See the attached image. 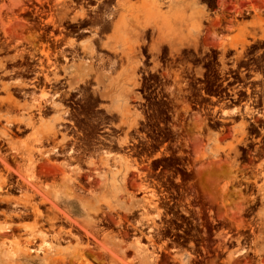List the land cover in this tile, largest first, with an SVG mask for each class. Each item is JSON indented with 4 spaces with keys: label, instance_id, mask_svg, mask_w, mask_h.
<instances>
[{
    "label": "rangeland",
    "instance_id": "1",
    "mask_svg": "<svg viewBox=\"0 0 264 264\" xmlns=\"http://www.w3.org/2000/svg\"><path fill=\"white\" fill-rule=\"evenodd\" d=\"M117 2L125 6H117ZM159 2L0 0V86L1 82L11 83L10 94L21 105L34 99L42 102L55 98L76 119H72L76 127L72 131L80 133L77 136L82 143L97 145L99 135L129 137L124 150L114 147L111 154H124L136 162L138 169L129 172L125 180L121 174L112 178L107 173L105 184L96 178L89 187L63 182L64 173L50 172L55 176L52 179L49 172L41 173L40 168L32 171L34 182L46 192L58 188L76 196V204L60 207L81 224L90 219L99 235L92 248L79 252L72 249V244H68L69 248L65 241L54 245L48 238L46 249L57 246L62 252L44 262L15 256L24 232L33 224L32 220H17L22 228L0 241L4 246L0 264H264V0H173L172 4L161 0L157 13L152 5ZM109 10L115 21L123 14L128 28L121 24V31L100 33L101 17ZM145 23L158 26V30L153 32V42L151 29L147 28L145 44L135 55L141 56V65L136 68L134 79H130L126 69L132 63L122 52L138 49L134 47L135 31ZM157 35L162 39L159 49L149 50L158 41ZM100 40L117 53L100 50ZM168 41L172 42V49ZM89 43L96 47V53H107L114 61L104 67V78L99 83L93 72L97 67L94 59L90 77L83 80L80 76L82 69L77 58L84 55L82 49L90 48ZM45 52L51 64L54 61L58 65L56 70L47 63ZM205 57L211 58L209 77ZM193 62H202L196 69L198 84L202 83L197 89L212 97L211 107L203 104L196 112H190L185 98L173 102L178 99L174 92L170 100L184 112L180 113L179 122L175 117L164 118V123L179 127L178 144L174 136H166L149 149H138L144 138V118L138 106L144 73L154 75L160 68L166 72L183 70L184 64ZM53 72L63 84L55 85L45 79V73L52 78ZM34 76L38 82L29 81ZM208 78L210 90L206 87ZM243 88H247V94ZM3 91L0 87L2 97L6 95ZM100 92L104 94L101 96ZM201 102L204 99L198 103ZM20 108L8 113L5 106L0 107V138L2 129L10 130L6 135L10 137L9 144L0 139V156L23 163L25 160L16 153L26 156L24 144L41 146L34 143L33 136L40 123L55 111L48 106L41 114L31 110L34 127L16 123L8 126L4 114L27 116ZM124 111L129 114L127 122L136 119L135 126H109L110 134L99 132L101 129L93 132L92 128L98 126L94 119L101 115L107 119L110 113L117 116ZM112 122L117 124L119 120ZM88 125L91 126L87 128ZM176 164L185 165L187 170L176 169ZM69 166L67 174L75 173L78 167L93 169L83 159L70 161ZM158 167L163 172H149V168ZM46 172L50 176L44 179ZM159 174L176 180L160 181ZM142 185L148 188L143 190Z\"/></svg>",
    "mask_w": 264,
    "mask_h": 264
},
{
    "label": "bare ground",
    "instance_id": "2",
    "mask_svg": "<svg viewBox=\"0 0 264 264\" xmlns=\"http://www.w3.org/2000/svg\"><path fill=\"white\" fill-rule=\"evenodd\" d=\"M124 1H127V0H124ZM166 1H169V3L171 4L173 3V0H166ZM160 2L155 5H152L153 9L158 11L157 13H160V10H161ZM116 4L117 6H125V4L123 5L118 2ZM159 7H160V10H159ZM112 12H110L109 10V13L106 12V14L103 17H101L102 19L100 21H102V24L100 25V27H98L99 28L98 30H100L99 31L100 33L105 34L108 31H111V32H114L117 30L121 31L122 30L121 24L125 26V29L128 28L123 20L124 15L123 14L121 15L119 12L121 18L118 19L119 18V15H118V18L115 21V18L113 17L114 13ZM84 15L85 13L82 12V16ZM147 28L151 29V32L149 33V35H150L151 40L154 42L155 39H153V32L154 30H158V26H155L154 24L148 25L147 23H145L141 25V27L139 28L140 30L135 31L136 45L134 47L138 49H127V51L122 52L127 62L132 63V66L126 69L127 72H129L130 79L131 78L134 79L135 70L136 68H138V66L141 65V56L139 58H136L135 55L136 53H140L139 48L145 44L144 36L146 35ZM157 39L158 41H156V43L154 44H151L149 50L159 49L158 43L161 42L162 39L159 37V35H157ZM166 43L171 49L173 48L171 41H168ZM89 44H90L89 49L81 48L83 50L84 55L81 56L78 54L81 57L80 58L76 57L78 60L77 63L79 67L82 69L80 76L82 77V79L83 78L86 79L90 77L91 69L95 68V67H92V65L94 64H91V63H94L92 62V60L94 59L95 64H96L95 66L97 67L95 68L96 71H93L95 75L93 73L92 74L95 76L97 83H99L101 82L100 80L104 78V72H102V70H104V67L107 65V63L109 65L110 62L114 63V61H110V58L107 56L108 55L107 53L106 54H103L100 52L96 53L95 52L96 50L94 49L96 47L94 46L93 48L91 46V43ZM97 45H99L100 48H102V49L99 48L100 50H103L105 52L111 51V49H107L108 48L107 44L101 42V40L99 41V44ZM111 52L117 53L114 49ZM60 54L62 55V53ZM44 55L47 59V63L51 64V62L49 61L48 53L45 52ZM65 55L66 53L63 56ZM84 56L87 57L88 59L87 58L83 59ZM65 57H63L64 60H65ZM133 58L134 60H132ZM42 61H39V63L41 64ZM53 62L50 65V67L53 68V70H56L58 65ZM55 65H57V67ZM55 72L52 73L53 74L52 78H48V76L45 73V79L47 78L49 83L51 82L55 85L63 84L62 83L63 81L59 82L60 77L56 74L57 72L56 73ZM83 82L84 81H82V83ZM9 84L11 83L7 84L4 82H1L0 87L2 90L5 91L6 95L4 97L0 96V107L3 108V106H5V109H7V111L12 108L21 107L27 116L24 117L22 115L21 117H11L8 114L6 116L4 114L5 121L8 126H11L14 123H16L17 125L22 124L25 127H34L35 120L31 113V110H34V109L37 113L41 114V111L43 110V108L48 106L51 108V111L52 109L55 111V114L52 115L50 118H48V120L45 121L44 123L41 122V120H39L41 122L40 127L38 128L37 131H35V135L33 136V141L35 144H38L41 146L40 147L38 146L37 147L36 146L27 147V145L24 144L23 147L27 149L23 153L26 156L23 157L19 153H16L20 157V160L22 158L25 160L23 163H19L20 161L18 162L10 161L4 156L3 157L0 156V207L2 206L5 207V209L0 208V218L1 217L3 218V222H1L0 224L2 225L0 226V238H1L0 241L4 239V236H7V235L9 236L13 234L16 235L17 231H19V228L20 229L22 228L20 227L19 223L16 222L17 220H32L33 224L31 225V227L28 224L30 228L28 227L29 229L26 232H24L25 234L23 235L24 237L22 240L23 243L21 244V246L17 247L15 251V256H23V257L31 258V259H41L44 262L51 259L53 256L57 257V255L61 254L62 251L57 246H55L51 250L50 249L47 250L46 249L47 247L46 239L48 238L50 240H53L56 243L54 245H58L60 241H65L67 244L66 247L69 248L71 247L69 245L72 244V249H74L75 252L84 251V250L86 251V249L92 248L93 246L92 244L94 243V241L96 242V238L99 235V231L97 230L96 225L95 224L93 225L90 219L83 222L84 224H81L82 222H79L78 220L74 219L71 214H69L67 211L61 208L60 206L65 203H70V204L75 203L76 204L78 202L77 201L78 199L76 198V196L71 195L69 191L66 192V190L61 191L58 188L50 189L48 193L46 192V190L41 189L39 185L37 184V182H34V180H36L34 179V174H33L35 173L34 170L35 169L37 170V168H40L41 169L40 172L42 170L43 172L47 171L49 172L50 175L51 173H53L54 175L56 173H61V174L64 173L62 175L63 182H69V185L72 184L71 186H73L76 183L77 186L75 187H79V186L89 187L91 183L95 181L96 178H99L105 184V182L107 181V178H106L107 173H110L112 178H114L118 174H121L123 177V180H125V176L126 175L128 176L129 172L138 170L137 164L134 160H132L133 161L132 162L124 154L113 156L112 154L116 152L111 154L112 152L111 150L112 148L114 149V147L119 151L124 150L125 149L124 146L128 142L129 137L126 138L125 136L124 138H119V137L114 138L113 135H106L105 137L101 135L99 136V139L101 142L97 146L92 145V144H85V143L79 145L78 140L72 135H69L71 129L75 126L74 125L75 123L73 122V120H76V119L75 118L73 119L72 114H70L67 109L62 108L63 104H61L59 101H55L54 100L55 98L53 99L51 97L48 100H44V101L42 100V102L34 101L35 100L34 99L30 101L29 103L24 102V105H21L18 100H16L14 97L11 96L12 94H10V91H9V87H11V85ZM22 86H26V85L23 84ZM99 94L102 96L104 92H100ZM53 97H56V95ZM45 110H49V108H46ZM1 114H2L1 116L3 117V113ZM136 115L140 117L139 113H137ZM128 117H129V114L126 111L119 112L117 116H114L112 115V113H110L107 119H105L106 118L105 116L101 115L96 120L95 119L93 120V121L98 122V126L95 128H92V130L94 132V130L101 129L99 132H102V133L109 132L110 134L109 126L111 127L119 126L120 127V125H124V124H126L127 128L129 129L132 126H135L136 119H133L132 122L131 121L127 122ZM116 119L119 120V123L117 124L112 122V120H116ZM6 124L5 126H7ZM90 126L88 125L87 128H89ZM2 130H3L2 135H1L2 138H0L1 141L3 140V143L5 142L9 144L10 137L6 138V135H8L10 130L9 129L7 131L4 129ZM17 130H19L18 127H17ZM44 143L48 146H44ZM105 143H107V145H105ZM58 158H61V159L59 160ZM81 159L85 160L87 162V166L91 165L93 169H85V170L82 169L83 170L82 171V170H79V167H78L77 171L76 170L74 171L75 173L67 174V172L69 171V170L67 171V169L71 166V165L69 166V162L70 161L79 162V160ZM47 172L46 174L43 173L44 174L43 176L45 177V178L43 177L44 179H47L50 176ZM37 173L39 174L38 171ZM54 175H51V177ZM54 177H52V179H54ZM146 187H147L146 185H142L141 189L146 190ZM14 193L15 194L18 193V195L15 196ZM128 198L132 200L133 196H129ZM70 211L72 212L74 211V209ZM25 229H27V227L26 228L24 227L23 230ZM42 242H44L45 244ZM1 244L2 243H0V251H2V248L4 247ZM42 244L46 246L43 247ZM39 253L41 254V256L38 255Z\"/></svg>",
    "mask_w": 264,
    "mask_h": 264
},
{
    "label": "flooded vegetation",
    "instance_id": "3",
    "mask_svg": "<svg viewBox=\"0 0 264 264\" xmlns=\"http://www.w3.org/2000/svg\"><path fill=\"white\" fill-rule=\"evenodd\" d=\"M202 62L199 64L193 62V63H186L184 64V69H176L173 72H166L163 68H160L158 71L154 73V75H151V73H144L145 78L142 81V87H141V100H140V106L141 112L143 116V132L142 135L144 136L142 143H139L138 149L141 147L145 148H151L155 145H157L160 141H162L166 136H174V140L177 141L176 144H178L179 141V127L173 126L169 127L170 123L167 122V124L164 123V118L171 119V118H180V113L184 112V109L182 107H174L171 102V97L174 95L173 93H177L178 99L173 100L175 103L180 102V98H185L187 100L188 104V111L190 112H196V108L199 105H205V107H211V96L209 94H202L201 90H198L197 88L202 84H198L196 74V69L200 67ZM204 64H205V71L208 74V77L210 75V69H211V58L205 57L204 58ZM164 65V64H163ZM148 69L150 66H146ZM34 75L37 73L32 72ZM34 78V79H33ZM30 82H38L39 79L32 77ZM206 87L208 90L211 89V82H206ZM242 91L247 94V88H243ZM230 92L231 91H227ZM233 97V96H232ZM204 99V103H198L199 101H202ZM75 127V126H74ZM72 129H76L75 128ZM164 127V128H163ZM70 131V135L75 137L79 145L83 144L82 141L78 138L77 135H80L79 132ZM101 136V135H99ZM98 136V144L101 142ZM106 136V135H102ZM94 142H97V140H94ZM136 143V142H135ZM92 145H95L94 143H90ZM95 145V146H97ZM130 146L133 145V143H129ZM179 154V153H176ZM175 168L178 170H184L186 171V166L181 164H176ZM149 172L151 174H157L159 172H163L160 170V168H149ZM158 180L160 181H169L173 180L175 181L176 178H172L171 176H166L159 174L157 175Z\"/></svg>",
    "mask_w": 264,
    "mask_h": 264
}]
</instances>
